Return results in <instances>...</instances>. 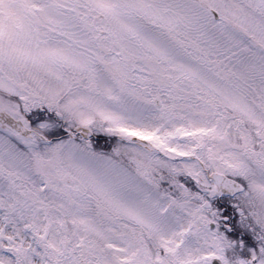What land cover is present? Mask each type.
<instances>
[{"label":"snow or ice","instance_id":"snow-or-ice-1","mask_svg":"<svg viewBox=\"0 0 264 264\" xmlns=\"http://www.w3.org/2000/svg\"><path fill=\"white\" fill-rule=\"evenodd\" d=\"M0 264H264V0H0Z\"/></svg>","mask_w":264,"mask_h":264}]
</instances>
